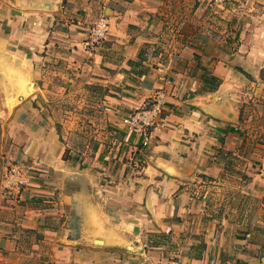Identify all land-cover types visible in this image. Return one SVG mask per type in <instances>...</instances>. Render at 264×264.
<instances>
[{"label":"crops","instance_id":"1","mask_svg":"<svg viewBox=\"0 0 264 264\" xmlns=\"http://www.w3.org/2000/svg\"><path fill=\"white\" fill-rule=\"evenodd\" d=\"M261 4L0 0V182L30 170L0 205V264H264ZM159 97L143 145L121 118ZM76 99L101 121L82 153L59 119Z\"/></svg>","mask_w":264,"mask_h":264},{"label":"built area","instance_id":"2","mask_svg":"<svg viewBox=\"0 0 264 264\" xmlns=\"http://www.w3.org/2000/svg\"><path fill=\"white\" fill-rule=\"evenodd\" d=\"M215 4H221L225 0H213ZM110 29L109 16H100L87 29L84 43L87 46H97L106 39ZM161 97L157 98L149 108L142 107L134 113H130L121 118V123L125 124L131 131L142 137L143 145H147L151 138V128L155 124L157 115L163 106ZM1 178V186L10 193L21 194L30 183V170L20 163H13L4 169ZM178 264V263H177ZM182 264V263H179ZM186 264V263H185ZM196 264H220L214 257L203 258Z\"/></svg>","mask_w":264,"mask_h":264},{"label":"rangeland","instance_id":"3","mask_svg":"<svg viewBox=\"0 0 264 264\" xmlns=\"http://www.w3.org/2000/svg\"><path fill=\"white\" fill-rule=\"evenodd\" d=\"M261 5L264 6V4ZM62 109H64L67 113L63 114L59 119L61 121H66V123L69 124L72 123L73 126L70 131L72 133H70V135H65V143H67V146L69 147L68 151L74 149L73 151H75V153H82V149H85L87 145L93 140V134L94 136L98 135V132H95V125H100L101 121L96 119L94 122L95 125L90 124L92 127L88 126V120H86L87 118L84 116V104L82 101L78 102L77 99L74 101L72 100L70 103H64ZM96 109H98L97 114H99V106H97ZM60 126L62 127L61 124ZM11 194L12 193L1 186L0 182V205L7 204L6 197L11 196Z\"/></svg>","mask_w":264,"mask_h":264},{"label":"trees","instance_id":"4","mask_svg":"<svg viewBox=\"0 0 264 264\" xmlns=\"http://www.w3.org/2000/svg\"><path fill=\"white\" fill-rule=\"evenodd\" d=\"M202 79L204 81H207V82L211 83L210 87L212 89H216L221 83V81L217 77H215V76H213L211 74H208V73H204Z\"/></svg>","mask_w":264,"mask_h":264}]
</instances>
